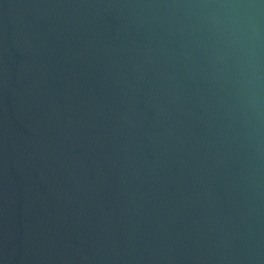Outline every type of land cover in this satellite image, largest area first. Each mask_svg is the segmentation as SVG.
Listing matches in <instances>:
<instances>
[{
  "label": "water",
  "instance_id": "1",
  "mask_svg": "<svg viewBox=\"0 0 264 264\" xmlns=\"http://www.w3.org/2000/svg\"><path fill=\"white\" fill-rule=\"evenodd\" d=\"M0 264H264V0H0Z\"/></svg>",
  "mask_w": 264,
  "mask_h": 264
}]
</instances>
